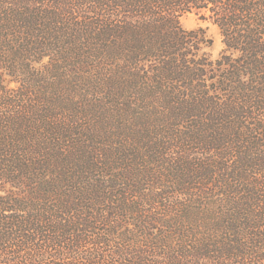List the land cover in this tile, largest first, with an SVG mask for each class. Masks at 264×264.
<instances>
[{
    "label": "trees",
    "instance_id": "16d2710c",
    "mask_svg": "<svg viewBox=\"0 0 264 264\" xmlns=\"http://www.w3.org/2000/svg\"><path fill=\"white\" fill-rule=\"evenodd\" d=\"M0 264H264V0H0Z\"/></svg>",
    "mask_w": 264,
    "mask_h": 264
},
{
    "label": "rangeland",
    "instance_id": "374dc122",
    "mask_svg": "<svg viewBox=\"0 0 264 264\" xmlns=\"http://www.w3.org/2000/svg\"><path fill=\"white\" fill-rule=\"evenodd\" d=\"M182 24L187 29H196L203 27L208 34L213 38V45L209 48L213 58H218L224 49V43L220 29L210 19H203L195 12L188 13L182 17Z\"/></svg>",
    "mask_w": 264,
    "mask_h": 264
}]
</instances>
